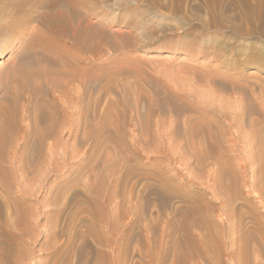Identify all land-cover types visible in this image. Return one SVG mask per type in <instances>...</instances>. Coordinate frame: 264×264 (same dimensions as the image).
<instances>
[{
	"label": "rangeland",
	"instance_id": "1",
	"mask_svg": "<svg viewBox=\"0 0 264 264\" xmlns=\"http://www.w3.org/2000/svg\"><path fill=\"white\" fill-rule=\"evenodd\" d=\"M152 1L160 6L152 5ZM197 4L203 6V0H183L180 10L174 7L171 0H0V53L3 50L1 48L6 47L3 52L5 57L0 60L1 104L4 102L2 99L5 98L6 90L19 96L22 92L24 97L27 87L24 83L26 72L28 74L41 69L47 70L49 75L59 72V83L67 79V74L78 73L81 77L89 75L94 101L101 98V102L94 109V121L88 134L85 133L87 131L84 127H81V131L77 133V136H80L79 141L75 143L70 139L67 144L59 145V154L64 155L61 161L65 164L64 168L60 165L63 170H59L58 179L55 178L57 180L54 182V176L50 174L46 180L48 203L55 200V192L58 189L59 197L56 199L59 201L56 207L60 209L61 203V208L67 207L64 219L59 220V227L67 237L60 239L57 264H228L231 261L223 255H217L219 252L216 244H213L214 236L210 230L207 236L211 235L208 242L210 248L213 247L212 252L200 256L197 245L194 247V244L186 241L192 248L185 249L190 248L184 242L186 238H179L177 234L172 233L177 225L167 226L163 216L158 220L156 216L163 208V215L169 214L177 223L179 215L173 214L172 209L182 206L179 199L191 200V203L197 200L207 202L210 199L209 191L197 184H204L208 180V168H205L208 163L209 168L212 164L216 167L221 164L222 168H226L225 180L236 187L231 165L255 159L258 163L256 167H259L260 159L264 160V35L259 32L238 35L233 30H217L213 27L201 29L198 25L207 22L210 16L205 10L195 9ZM56 12H59V29L55 23L52 29L48 24L52 22V18L56 19ZM231 23L237 24L238 21L232 20ZM85 26H88V29L84 30ZM244 28L247 29L248 26L244 25ZM77 32L84 38L81 42L75 40ZM55 77L52 75L51 79ZM23 83L26 87L19 88ZM41 86L43 95L45 87L44 84ZM35 101L34 99L30 104L33 108ZM19 105L17 103V108ZM35 107L47 108L43 103L39 104V107L37 103ZM100 124L108 127L104 132L107 136L103 133L98 137ZM191 129L200 131L204 139L191 142L190 146L194 144L190 149L201 151L204 147L211 152L207 154L209 158L207 157V163L204 162L203 170L198 166L201 162L197 165V162L191 161L189 167L187 159L170 160L160 151H166L165 147L172 142L173 144L168 145L169 150L174 144L176 147L171 150L180 148L176 143L189 134ZM61 134L65 135V131ZM100 137L106 138V142H102L104 138ZM134 137L141 138L138 150L132 147L133 143L130 144V139L133 142ZM170 137L173 140L170 141ZM203 140L205 145L202 148L193 147ZM96 142L98 146L94 145ZM71 156L73 158L70 159ZM230 157L233 164L229 160ZM110 161L116 169H123L122 172L131 165H137L139 173L143 175L146 172L156 174L154 183L160 199L154 203V214L151 216L154 225L149 226L152 230L147 228L150 224L147 216L131 223L133 212L135 213V195L151 181L143 177L137 191L131 194L133 199L128 191L130 186L121 183L116 189L115 200L109 202L106 199L111 192L108 184L102 185L101 189V168L109 166ZM262 163L263 168L264 162ZM262 168L256 170L254 180H259L260 177L264 179ZM239 176L243 178H240V193L234 190L238 197L232 200L228 212L226 211L223 217L229 213L233 224L239 221L237 235H242L244 242H254L255 250L260 249V253H252L253 257L246 264H264V232L254 230L250 219L247 218L251 211L249 206L255 202L253 195L246 193V187L250 185L249 174ZM94 177L97 181L98 178L101 180L99 188ZM93 180L97 184L92 183ZM90 182L92 187L96 186L95 189L91 188L95 191L92 194L97 205L88 206V202L81 199V196H74L72 199L71 187L82 191L81 187L90 188ZM83 183L86 187L82 186ZM254 184L259 190L258 182ZM164 191L173 193L171 199H161ZM217 193L223 194V191H215V194ZM63 196L71 197L69 204ZM122 198L127 201L132 199V202L126 201L127 209L120 210L121 213L124 212L123 217L115 220L118 208H122ZM52 208L48 207L46 210ZM252 211L264 219V211L261 208L255 207ZM46 217L47 228L49 223L52 224L56 220L52 212L47 213ZM87 220L92 222L98 231L93 230L95 227L92 231L91 226L89 227L91 223ZM73 224L79 225L75 230L85 232L82 238L90 239L95 248L93 252L88 247L85 248L83 258L79 261L78 257L69 253L72 245L67 243L69 233L66 231ZM126 230L133 235L127 237L123 243L119 239V233H125ZM195 230L192 229L196 236L191 233L197 237L198 230ZM92 232H96L97 236H93ZM82 238H75V246H79ZM259 238L262 243L258 246L255 241ZM101 242L106 245H101ZM119 245L124 246L121 253H117ZM49 251L41 258V264L50 263L47 254ZM24 260L21 259L23 262Z\"/></svg>",
	"mask_w": 264,
	"mask_h": 264
},
{
	"label": "bare ground",
	"instance_id": "2",
	"mask_svg": "<svg viewBox=\"0 0 264 264\" xmlns=\"http://www.w3.org/2000/svg\"><path fill=\"white\" fill-rule=\"evenodd\" d=\"M171 2L173 3L174 7L177 10H180V8H182L181 6L183 4V0H171ZM21 4L23 5V2ZM152 5L160 6L158 5V3H155L154 1H152ZM161 6L166 7L165 5H161ZM195 9L205 10L210 16L207 22L205 21V22H201V24L199 25L197 24L198 26H200L201 29L202 28L211 29V27H213V29L215 28L217 30L218 29L233 30L238 35H244V34H250V33L253 34V32L255 34L261 33L264 35V32H263V29H264V0H203V6L201 5L195 6ZM55 18L56 19L52 18V22H50L48 26L49 28L53 29L54 23H55V24H58V29H59V12H56ZM232 20L238 21V23L232 24L231 23ZM244 25H247L248 28L247 29L244 28ZM83 29L84 30L88 29V26H85ZM83 39H84L83 36H81L80 33L77 32V34L75 35V40H77V42H81ZM5 48H6L5 46L1 48L3 50L0 53V60L5 57V55L3 54ZM34 72L35 71H33V73H28V74L26 72V75L24 78L25 82L24 81L23 82L25 83L27 87L24 85V83H23V86L19 87L21 89L24 86L26 87L25 90L23 89L26 92L24 97L22 96V92L20 93L21 95L19 96V94L14 93L13 91L9 90L8 92L6 90L4 93L6 94L5 98L2 99L4 100V102H2V104L0 103V264H21V263L41 264L42 263L41 258L44 256L45 252H47L48 250H50L49 253H47L49 256V261H48L50 262L49 264H57L59 262L58 261L59 249L61 247L60 239L66 236L65 232L59 227L60 225L59 222L61 221L60 219L62 218L64 219V216H65L64 214H65L67 207L62 206L61 208V205L63 203H61L60 209L56 207L57 201H59V199H56L59 197L58 196L59 193H57L59 191L58 189L55 192L56 193L54 197L55 200L53 202L51 201V203H48V200H47L48 197H46V194L48 191L47 186H46L47 184L46 180H47V177L50 174H52L54 176V182H55L58 179L57 177L60 172L59 170H63L62 168H64L65 162L62 163L61 161L63 160L64 155L59 154V145L67 144V141L70 139H72L75 143L79 141L78 139L79 135L77 136V133L81 131V127H84V129L87 131L85 133L88 134L92 126V121H94L93 116H92L94 113V109L97 106V104L101 102V98H98V99L96 98L97 100L94 101V98L92 97L91 81L89 79V75L88 76L85 75L84 77L83 76L81 77L80 75H78V73L71 74V75L67 74V79L64 82L59 83V72H57L56 74L53 73L51 75H49L47 70H42V69L38 71L36 70L35 73ZM52 75H55L56 77L54 79H51ZM23 76H24V73H23ZM43 84L45 87L44 89L45 94L41 95L42 94L41 85ZM3 97L4 96H2V98ZM34 99L36 100L35 103L36 104L38 103V107H39V104L41 105V103H43V106L44 104H46L48 109L46 107H45L46 109H44V107L36 108L35 107L36 104L34 105V108L31 107L32 105L30 106V104L34 102ZM17 103L20 104L19 108H17ZM94 125L93 127H95ZM106 127L107 126H103L102 124H100L97 130L98 137L102 136V134L107 130ZM84 129L82 128L83 131ZM191 130H189L191 131L189 134L184 135L183 139L180 140V142L177 141L178 143H176V145L178 146L180 145V148L177 147L175 150L174 149L171 150V148L175 146L174 144L172 145L173 147L170 146V150H169L168 145L173 144L172 142L171 144H167L166 147L168 149L165 147L166 151L160 150V149L158 150H160L163 153V155L165 154L168 158H170V160L182 161V160L187 159L186 161H188L187 165L189 167L192 164L191 161L197 162V165H198V162H201L199 163L198 166L200 167L201 170H203V167L205 166L204 162L207 163V159L209 158L207 154H209L210 150L208 152L207 148L204 149L203 146L205 145L204 144L205 140H203L202 142L200 141V143L197 142L198 145L193 146L195 148L198 147V149H200L199 147L201 148L203 147V150L197 151V149H193V148L190 149L191 146L194 144L192 143V145L190 146V143L202 138L201 137L202 133L200 131L204 132L203 130H200V129H199L200 131L193 130V129ZM62 131H65V135L63 136L61 134ZM160 131L162 132L161 129ZM158 133L160 134V132ZM184 133H185V130H184ZM104 135H106V133H104ZM106 138L108 139L109 137H106ZM106 138H104L102 142H104ZM117 139L119 140V138ZM202 139H204V137ZM205 139L207 140L208 138L205 137ZM130 140L132 141V139ZM171 140L173 139H171L170 137V141ZM98 141H99V138H98ZM131 141H130V144L133 143V146L132 145L131 146L134 147V149L138 150L139 144L141 142V138L138 139L134 137L133 142ZM96 143L97 144L94 143V145L98 146V142ZM207 144H210V143L208 142ZM80 145L82 146V144ZM230 145H229V148H230ZM60 147L63 148L62 146ZM105 149H107V147ZM231 150L232 149H230V151ZM99 152L98 154H100ZM73 156H71L70 159L73 158ZM262 159L263 158L260 159L261 167L260 165H258L259 167H256L258 163L255 159L253 160L249 159L245 161L243 164L231 165L232 166L231 170L233 174L232 176L236 179V187L231 186L232 184L230 183V181L227 182V180H225V177L227 176L226 168L225 169L222 168L221 164L218 165V163H216L215 161L214 162L219 167H216V165L212 164L211 167L209 168L208 166L210 165L208 163V165H206L205 167L206 169L208 168V171H207L208 180H206L204 184H202V182H198L197 184L201 187L204 186L203 188L209 191L211 195L210 199H208L207 202H202L200 200H197V202H195L194 200L196 199H193L194 202L192 203H191V200L185 201L183 199H179V202L182 204V206L179 208L172 209L173 214L179 215V220L177 221V223L173 221V217H170L169 214L163 215L164 214L163 208L161 209L159 213L156 214L157 220L160 219L161 216H163L164 217L163 220L165 221L167 226H170L172 224L177 225L175 230L172 231V233L174 232V234H177L179 238L185 237L188 240L185 239L184 242L190 241L189 243L192 245L194 244L193 245L194 247L195 245H197L196 248L198 252L201 254L200 255L198 253L200 256L202 255L206 256L210 252H212L211 249H213V247L210 248L211 246H209L210 244L208 242L210 241L209 238L212 235L214 236V242L213 241L212 242L213 244L214 243L216 244L215 245L217 247L216 249H218V252H219V254L217 255H223L227 259H230L231 261L228 264H246V262L249 263V259H251L254 255L252 253H260V249L259 251L255 250L254 249L255 245H253L254 242L252 241L244 242V240L242 239V235L240 236L237 235L239 228H240L239 221L233 224L229 219V213L227 214V216L225 215L226 216L225 218L223 217V215L226 214V211L228 210V208H230L232 204V200L238 197L237 194L234 192V190H236L238 194L240 193L239 185L242 184L240 180V178L242 177L239 175L241 174L245 175V173H247L249 174V182H250L249 184L250 185L246 187V193L253 195L255 199V202L253 203V205L249 206V209L251 211L247 214L248 216L247 218L250 219V223L252 227L254 228V230L264 232V219L252 211L253 208L255 207H259L264 211V194H263L264 179L260 177L259 180H254V174L257 172L256 170L262 168V165H263L262 162H264V160L262 161ZM229 160L231 164H233L232 158ZM59 161L61 163H59ZM113 162L111 163L110 161L111 166L108 164L109 166L105 165V167L102 166L101 168L103 169L102 170L103 177H101L103 184L101 183V180L98 178V180L101 183V186L108 184L111 190L110 194L106 198L108 199L109 202H111L113 199L115 200L116 189L120 186L121 183H125L127 187L128 185L130 186L128 191L131 195L132 193L134 194V191L138 188V186L142 182L143 177L151 181L150 184L146 185L142 191H138L137 195H135L136 196L135 197L136 204L134 205L135 213L133 212V219H131V223H132V222H136L137 219L145 218V216H147L149 218V223H150V224L147 223L149 224L147 228H149V226L154 225V223L151 221V216L154 214V211H153L154 203L158 199H160L158 195L157 187L154 183L156 174L154 172L153 173L146 172V174L143 175L142 173H139V167L137 165H131V166L128 165L130 167H128V169L125 170V172H122L123 169H119L120 167L116 169V166L112 165ZM60 165L62 166V168ZM189 167L187 169H189ZM99 175L97 176L99 177ZM95 178L96 177H94V179ZM96 181L93 180L92 183L95 182L97 184L98 182V184L96 185L98 186L99 181L97 182ZM190 181L192 184H194L192 180ZM257 182L260 186L259 190L254 184ZM83 185L84 183L82 184V186ZM86 185L88 186V183ZM91 185L92 184L90 182V188L87 187L83 189L81 187L82 191L81 190L76 191L74 190L75 188L72 189L71 187L70 193L73 194L72 199L74 196L76 197L81 196V199H84V201L88 202V206L91 204H96L95 202L96 200L92 194L95 192L93 190L95 189L94 187L96 186L92 187ZM91 187L94 189H92ZM99 187L100 186H98V188ZM102 188L103 186L101 187V189ZM70 190H68V192ZM220 190L223 191V194L221 193L215 194V191L220 192ZM256 191L258 192L255 193ZM97 192L98 191L96 190V193ZM91 194H92V197H91ZM172 194L173 193L171 191H164L161 194V199L163 201H167L171 199ZM66 195L68 196L69 194H66ZM132 195H131V198L133 197ZM95 197H98V196H95ZM70 198L71 197H68V198L64 197V199H66L67 201V204H69L68 202ZM132 199L127 201L126 198L125 199L122 198V204H121L122 208L120 207L118 208L119 209L117 212L118 215L115 217V220L119 219V217L121 218V216L123 217L124 212L121 213L120 210H123V208L127 209L125 206L126 201L127 203H129V202H132ZM48 207H53V208L51 210H46V208ZM51 212H52V216L55 218L54 220L56 221H53L54 223L52 224L49 223L48 224L49 227L46 228L47 223H48V218L46 217V214L51 213ZM83 220L85 221V218ZM146 222H148V220ZM90 223L91 224L90 225L88 224V225L89 227L91 226V230H92L95 226L92 222ZM104 223L105 222L103 221V224ZM78 226H75V224H73L72 227L69 226L70 228L66 232L69 233L68 238H67V243L68 245H72L71 247L72 249L70 248L71 250L69 253H71V255L78 257L77 259L79 261L83 258V253H84L85 248L88 247L92 252H93V249L95 248H93V245H91L90 239H88L89 240L88 241L87 239L82 238L85 232L81 233L75 230L76 229L75 227H78ZM95 229L96 227L93 230L95 231ZM192 229L193 230L196 229L195 231L198 230L197 237H195L196 235L194 231H192ZM144 230L147 231V229H144ZM209 230L212 232V234L208 237L207 233L209 232ZM96 231L98 230L96 229ZM126 231L127 232L125 233L124 232L119 233L120 234L119 239L123 241V243L127 237L133 235L132 233L129 234L128 230ZM91 234L93 236H97L95 235L96 232H92ZM115 234L117 235V233ZM170 234L171 232H169V235ZM92 235L91 237H93ZM77 237L82 238L80 239L81 243L79 244V246H75L74 244V240ZM96 238L99 239L98 237ZM103 241H104V238H103ZM255 242L259 246V244L262 243L261 238H259V240ZM186 243L189 246L188 242ZM97 245L99 247V244ZM101 245H103L102 242H101ZM192 245L189 246L190 248L183 247V249L185 248V249L190 250L192 248ZM123 248L124 246L122 247L121 245L117 253L123 252L124 250ZM204 258H207V257H204ZM21 259H25L24 262L21 261Z\"/></svg>",
	"mask_w": 264,
	"mask_h": 264
}]
</instances>
